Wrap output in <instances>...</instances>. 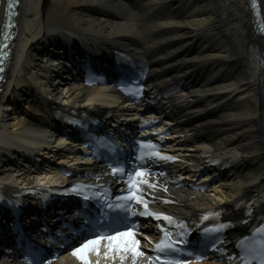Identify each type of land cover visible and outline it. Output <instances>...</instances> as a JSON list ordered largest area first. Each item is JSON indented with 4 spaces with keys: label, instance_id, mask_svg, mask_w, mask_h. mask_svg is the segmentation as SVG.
<instances>
[{
    "label": "bare ground",
    "instance_id": "bare-ground-1",
    "mask_svg": "<svg viewBox=\"0 0 264 264\" xmlns=\"http://www.w3.org/2000/svg\"><path fill=\"white\" fill-rule=\"evenodd\" d=\"M127 2L135 3L134 9ZM259 2L264 21V0ZM249 30V13L243 0H21L13 50L18 68L4 93L19 102V108L10 120L1 121L0 143L16 141L19 132L28 126L39 127L43 111L38 105L53 104L38 97L33 89L42 83L39 76L50 71L47 63L32 59L34 45L45 33L52 31L48 37H55L69 31L98 45L109 42L139 54H150L159 48L154 58L158 62L155 71L159 69L164 76L177 78L180 72L205 64L204 78L192 92L194 101L188 111L195 109L194 102L201 96L209 97L207 110L211 112L219 103L232 101L227 111L212 113L201 128L208 126L205 142L213 148L238 138L234 148L242 153L243 166L248 170L227 192L249 189L250 182L245 178H257L260 189L255 203H258L264 199V72L258 67L264 37H255ZM65 89L61 92L53 88L48 95L56 101H80L96 93L74 84ZM221 90H226V94L219 96ZM95 100L109 105L101 96ZM212 100L215 101L210 104ZM6 112L7 108L2 118L10 117ZM30 130L27 132L32 136L43 135ZM3 158L0 150V160ZM5 175L11 177L2 172L0 178ZM202 198L206 199V205L211 204L208 198ZM186 207L200 208L197 201L187 202Z\"/></svg>",
    "mask_w": 264,
    "mask_h": 264
},
{
    "label": "snow or ice",
    "instance_id": "snow-or-ice-1",
    "mask_svg": "<svg viewBox=\"0 0 264 264\" xmlns=\"http://www.w3.org/2000/svg\"><path fill=\"white\" fill-rule=\"evenodd\" d=\"M13 0H9V7L11 8ZM154 147V146H153ZM155 155H159V153H154ZM165 159L174 160L175 157H164ZM123 171V169L114 168L113 172ZM136 175H143L142 171H138ZM152 186V185H149ZM87 199V197H85ZM137 200H141L139 195L136 196ZM145 215L149 213L145 212ZM151 215L155 216L159 219L163 216V219L172 222V217L164 216L163 214L159 213H151ZM226 224L219 225L220 228L226 227ZM261 232H264V228L260 229ZM168 234L166 233V236ZM107 241V249L108 251H112L115 249L116 251H124V252H131L133 256L136 255H143L142 252H139L137 249V245L140 243L139 240L135 238V234L131 228H125L123 231H112L109 233H95L90 238H86L80 243L78 246L72 249L71 255L76 257L81 264H91L88 259V255L90 252H96L97 255H100V248L102 246V242ZM258 249H254L257 255L264 257V239L258 242ZM172 244L166 242L165 240H161L157 245L156 248L159 251H165V249L171 248ZM178 251V249H177ZM106 255V253H105ZM123 259V257H122ZM159 259V257H157ZM168 264H172L171 261ZM260 264H264V258L261 259Z\"/></svg>",
    "mask_w": 264,
    "mask_h": 264
}]
</instances>
